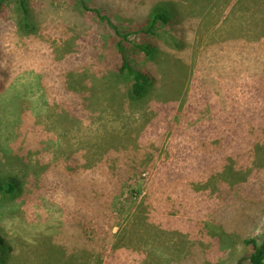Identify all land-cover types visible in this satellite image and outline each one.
I'll return each mask as SVG.
<instances>
[{
    "label": "rangeland",
    "instance_id": "obj_1",
    "mask_svg": "<svg viewBox=\"0 0 264 264\" xmlns=\"http://www.w3.org/2000/svg\"><path fill=\"white\" fill-rule=\"evenodd\" d=\"M3 72L0 264H249L264 0H0Z\"/></svg>",
    "mask_w": 264,
    "mask_h": 264
},
{
    "label": "trees",
    "instance_id": "obj_2",
    "mask_svg": "<svg viewBox=\"0 0 264 264\" xmlns=\"http://www.w3.org/2000/svg\"><path fill=\"white\" fill-rule=\"evenodd\" d=\"M96 10V9H95ZM151 19L149 21L150 27L149 31H152V28L156 25L158 20L164 21V23L169 24V18L162 13L160 9L157 7H154L153 10H151ZM99 12V11H98ZM102 18L107 19L105 15H102ZM138 47L146 52L147 54H150L151 49H153V45L151 43L149 44H140ZM121 51H123V48H120ZM120 71L123 73L125 72L126 76L129 77V91L128 95L130 98L133 99H141L143 96L146 95V93L149 91L150 86L154 83L155 77L152 72L150 71H143V70H137L133 66L130 65V63L127 61L126 57H123V64L120 68ZM6 76V73H0V77ZM1 88H3V84L1 83ZM17 188V185L14 183H8V184H1L0 183V193H8L11 194L15 192ZM110 192V191H109ZM111 193H114L111 191ZM95 199H97L99 196L94 195ZM144 219H140L142 222V226H144ZM134 229L129 228L126 234V238L132 242H135L137 239L132 234ZM3 238L0 237V245H4ZM249 243L253 247L252 253L245 259L249 262V264H264V236L261 244L257 242L256 239H250Z\"/></svg>",
    "mask_w": 264,
    "mask_h": 264
}]
</instances>
